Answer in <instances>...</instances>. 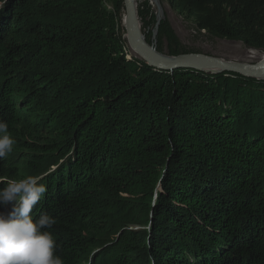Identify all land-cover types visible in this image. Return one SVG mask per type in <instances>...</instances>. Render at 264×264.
<instances>
[{
    "label": "trees",
    "instance_id": "1",
    "mask_svg": "<svg viewBox=\"0 0 264 264\" xmlns=\"http://www.w3.org/2000/svg\"><path fill=\"white\" fill-rule=\"evenodd\" d=\"M158 1L264 51V0ZM122 2L0 7V187L43 178L64 264H264V80L129 58ZM169 31L156 50L183 54Z\"/></svg>",
    "mask_w": 264,
    "mask_h": 264
},
{
    "label": "clouds",
    "instance_id": "2",
    "mask_svg": "<svg viewBox=\"0 0 264 264\" xmlns=\"http://www.w3.org/2000/svg\"><path fill=\"white\" fill-rule=\"evenodd\" d=\"M7 0H0V7ZM7 121L0 119V159L15 145ZM41 176L11 179L0 187V264H64L56 254L53 234L46 230L57 223L54 217L33 215L47 186Z\"/></svg>",
    "mask_w": 264,
    "mask_h": 264
},
{
    "label": "rangeland",
    "instance_id": "3",
    "mask_svg": "<svg viewBox=\"0 0 264 264\" xmlns=\"http://www.w3.org/2000/svg\"><path fill=\"white\" fill-rule=\"evenodd\" d=\"M118 2L119 0H101L102 7L107 11H114L115 4ZM123 11L124 6L122 2V8L120 9L119 13L120 19L118 20L120 24V33L126 40V46L124 45V52L129 58L131 57L136 59H142L140 56L137 55L136 52H131L129 49L130 44L125 38L126 31L122 21L124 15ZM136 11L141 33L144 35L148 43H152L154 40H157L158 25L161 21L167 20L170 29L169 33H171L173 39L170 40V38L165 37L167 35L166 34L164 35L165 39L163 40V43L171 41L174 46L177 44L179 49L185 50L184 53L187 52L194 54H205L225 61H234L249 65L256 63L264 55V51L261 49L249 48L238 40L221 38L205 30L198 29L192 19H189L183 14H180L179 12L175 11L168 4H164V6L162 7L163 16L162 18L159 17V21L157 16L158 13L156 12V7L152 0H136ZM161 53L169 55L166 52ZM183 54L171 56H183ZM220 73L223 74L222 76L231 79L228 81V84H233L232 88L230 89V87H226L229 89L230 94L235 93L236 85L242 83V78L246 77L244 75L239 74L240 80L235 81L239 78H236L234 74H231L235 72L229 73L228 71H221L215 74ZM260 79L264 80V77L259 78L257 80ZM230 82L232 84H230Z\"/></svg>",
    "mask_w": 264,
    "mask_h": 264
},
{
    "label": "water",
    "instance_id": "4",
    "mask_svg": "<svg viewBox=\"0 0 264 264\" xmlns=\"http://www.w3.org/2000/svg\"><path fill=\"white\" fill-rule=\"evenodd\" d=\"M152 1L156 7L159 21V17L162 18L163 16L162 6L158 0ZM123 6L127 41L137 55L152 67L161 70L195 69L209 73L215 69L217 72H235L246 77L257 79L261 78L264 73V57L256 63L249 65L234 61H225L205 54L187 53L183 54V56H171L161 53L156 50V41L154 40L152 43H148L141 33L136 11V0H123Z\"/></svg>",
    "mask_w": 264,
    "mask_h": 264
},
{
    "label": "bare ground",
    "instance_id": "5",
    "mask_svg": "<svg viewBox=\"0 0 264 264\" xmlns=\"http://www.w3.org/2000/svg\"><path fill=\"white\" fill-rule=\"evenodd\" d=\"M124 12V11H123ZM122 21H123V26H125V15H123V19H122ZM125 31H126V28H125ZM125 38L127 39V34H125ZM128 42V41H127ZM129 49H130V51L132 52V51H134V49L130 46L129 47ZM135 52V51H134ZM264 57V55L261 57V58H263ZM144 60V59H143ZM212 72H210V73H213V72H217V70H211ZM262 77H264V73L262 74V76H261V78Z\"/></svg>",
    "mask_w": 264,
    "mask_h": 264
}]
</instances>
